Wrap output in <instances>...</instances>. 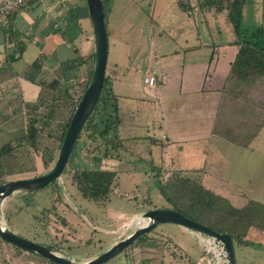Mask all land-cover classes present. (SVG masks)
I'll use <instances>...</instances> for the list:
<instances>
[{
    "label": "crops",
    "instance_id": "0c3cea01",
    "mask_svg": "<svg viewBox=\"0 0 264 264\" xmlns=\"http://www.w3.org/2000/svg\"><path fill=\"white\" fill-rule=\"evenodd\" d=\"M111 1L106 15L107 37L109 35L111 37L118 18L120 22L135 17V13L132 15L130 12H133L134 9L131 6V1L118 0V3L114 0ZM159 1H161L159 4L161 6L162 0H155L154 6ZM168 1L178 5L187 22H185L186 25H182L176 21L163 20L159 29L161 31L163 28H168V36L176 42L180 43L181 41V45L174 48L169 46L165 50L163 49L165 46L159 44L155 48L154 45L149 54L150 66L143 72L141 84L130 81L131 71L127 63H132L131 56H127L125 61L127 63L114 59L111 60L108 68L106 63L105 74L111 83L113 93L118 97L117 105L120 118L118 128L121 136L117 148L125 147L132 141V139L124 138L122 132L126 127L122 116V111H124L122 106L146 105L149 104L145 103L148 100L149 102L155 100L159 105L164 106L161 126L165 127L164 130L169 131V137L162 134V147H154L158 142L150 144L149 155L153 157L156 152L164 153V158H160V166L167 162L172 169L177 168L182 162L179 155L195 156L198 158L199 166L188 171H197V174L200 175L196 179L216 194L227 198L235 206L233 202L241 194H237L234 188L240 189V187L236 183H230L231 186H227V182H224L223 176L228 160L222 148L223 143L219 141L223 139L212 134V130L220 101V92L239 50L235 44L237 37L226 10H215L207 0ZM118 4H121V7ZM73 10H77V14ZM82 10L85 15V17H81L84 27L85 22L91 26L86 0H31L16 13L0 19V149L4 145H19L15 153L0 159V184L40 176L38 173L39 164L42 166V151L45 149H48L49 155L56 160L59 151L58 143H51L41 138L38 140L36 148H30L24 140L21 141L30 124L34 120L38 121V117L34 115L39 113L38 111L27 112L24 106L34 105L37 102L44 106H53L50 99L54 92L46 86L53 82L58 83L59 89L65 91L66 88L73 87L75 82L79 83L83 80V76H80V79L73 81L79 71H69L63 68L64 63L84 56L83 50L86 49V44L79 36L81 29L79 12ZM128 13H130V17ZM119 14L120 16L117 17ZM222 26L225 29L230 27L227 33L228 38L224 40L221 39ZM4 30L13 33L8 42ZM116 43H118L117 40L111 38V44L115 46ZM11 53H14V58L17 60L9 63L8 55ZM26 57L29 61L24 63ZM33 64L38 65V69L35 71ZM148 75H153L156 78V86L154 90L146 93L143 81ZM72 83L73 86H70L69 84ZM70 91L68 90V92ZM44 99L47 100V103H44ZM68 103L70 102L64 100L61 105L58 104L59 107L66 108L62 109L61 119L53 123L57 125L56 127L65 124L69 116ZM39 110H41L39 118H42L45 108ZM132 116L138 117L139 114L132 112ZM163 137H165L164 140ZM148 138L151 137L134 138L136 141L134 140L133 143L135 146L141 143L146 144L145 142L149 141ZM83 152V156L87 157V153ZM84 161L86 165L83 166L86 168L90 162L87 159ZM223 168V174H218ZM110 171L115 172L114 170ZM20 176H22L21 179H14ZM119 187L120 185L116 181L112 192H117ZM19 194L16 193L10 197ZM9 199V197L6 198L0 204V213L7 227H9V222L5 220L2 208L6 207ZM246 203L241 206L236 205V207H242ZM16 209L18 215L19 212L22 213V206L16 205ZM141 213H134L127 225L122 222L117 229L108 230L107 235L113 237L110 241L104 242L103 248L100 247L98 252L69 255L64 250L59 249V251L76 262L88 261L109 249L139 226L137 220ZM109 215L121 221H126L129 218V214L124 213L110 212ZM114 223L116 222L114 221ZM67 226H70L69 223ZM150 234L148 233L143 241L135 242L128 255L123 253L124 257L120 254L119 257L117 256L119 259H113L116 262L114 264H177V258L184 264H189L187 261H183L189 257L187 253L178 256L176 248L170 247L168 241L157 238L155 235L151 237ZM249 234L250 231L244 239L248 242H250ZM250 244L252 243L250 242ZM177 248L182 251L181 248ZM203 256H199L198 264L207 263L205 260L202 261ZM109 262L105 264H109ZM43 263L44 260L41 257L24 252L0 239V264Z\"/></svg>",
    "mask_w": 264,
    "mask_h": 264
},
{
    "label": "rangeland",
    "instance_id": "374dc122",
    "mask_svg": "<svg viewBox=\"0 0 264 264\" xmlns=\"http://www.w3.org/2000/svg\"><path fill=\"white\" fill-rule=\"evenodd\" d=\"M114 1L119 2L118 0ZM124 1L126 0H122V2ZM129 1L134 7L133 12H130L132 15L135 13V17L120 22L118 18L111 37L110 35L107 37V68L111 60L116 59L124 63L127 56H131L132 63L125 62L131 71L130 81L141 84L143 72L150 66L149 54L154 45L155 48L159 44L165 46L164 50L169 46L174 48L181 45V41L180 43L176 42L168 36V28H163L160 31L161 22L163 20L176 21V23L186 25L187 19L183 18V12L179 10L178 5L168 0H162L161 6L159 5L161 1L154 6L155 0ZM210 1L213 2L211 6L215 10H221L220 7H222L228 15L226 0ZM242 9V30H251L254 27H261L264 30V0H247ZM73 11L77 12V10ZM82 16L85 17L83 10L79 12V24L81 26L79 36L86 44V49L83 50V58L89 59L94 54L92 28L86 22L84 27ZM119 16L120 14L117 17ZM128 16L130 17V13ZM229 30L230 27L225 29L222 26V40L228 38ZM111 38L117 40L118 43L115 46L111 44ZM28 61V57H26L24 63ZM76 71H79L77 72L78 76H75L73 81L80 79V76L85 73L83 68ZM74 84L76 85L77 82ZM69 85L73 86V83ZM145 103L149 104L122 106L124 110L122 116L126 125L122 132L124 138L132 139L130 144L125 147L119 146L120 148L116 150H109L106 145L105 149L108 151L105 156L107 158H105L100 155L105 149H102L99 154L87 153L93 148L91 147L87 151L86 145L88 143H84L83 136L76 143L63 174L55 183L31 194L20 193L15 197H9L6 207L2 208L4 218L9 222V228L15 234L29 241L43 246H56L54 248L64 250L69 255L87 254L98 252L100 247L103 248L104 242L110 241L113 237L107 235L108 230L117 229L122 222L127 225L134 213L142 212V215L154 209H167L168 205L160 196L156 186L153 168L161 167L160 173L163 181L168 178L169 171L174 170L180 177L196 178L200 174H197V171L188 170L198 168V158L190 155L188 157L179 155L182 162L177 168L172 169L167 162H162L163 165L160 166V158H164V153L156 152L153 157L149 155L148 148L151 146L149 141L145 142L146 144L141 143L135 146L133 142L136 139L134 138L149 136L157 140L158 144L154 147L159 148L163 143L161 141L162 134L169 137V131L164 130L165 127L161 126L164 106L159 105L155 100H151V102L148 100ZM251 110L254 115L249 119L250 125L243 127L242 123L245 122L247 112ZM131 111L139 114V118L132 116ZM259 123L263 125L253 138L250 149H241L225 140H219L223 143L222 148L228 160L227 169L223 176L224 182H227V186H231L230 183H236L240 187V189L234 188L237 194H241L233 202L235 207L236 205L241 206L250 199L264 203V78L259 80L254 88L238 87L234 90L231 89L224 99L222 97L219 101L216 127H219L221 134L224 130L231 131L230 136L236 138L238 135L239 141L246 140L252 135ZM139 125L141 127H138ZM235 127L238 129L242 127L244 131L241 130L240 133H236ZM112 134L113 137H109L107 140L110 147H112L109 142L110 138H114L113 141L116 145L119 143L118 140L121 136L119 128H115ZM244 136L245 138H243ZM98 142L102 144L100 140ZM98 142L93 143V145H97ZM83 151L87 153V157L86 155L83 156ZM86 159L90 162L86 168L91 169V171H98L101 168V170H114L116 173L115 179L120 187L117 192H112L111 196L109 195L110 197L108 196L109 198L102 202L83 198L72 182L73 173L87 170L84 167L86 165L84 160ZM52 166L46 165V162L42 161V166L39 164L38 173L43 175ZM223 170L224 168L218 174H221ZM21 178L22 176L14 179ZM16 205L22 206V213L19 212V215L15 211ZM110 212L129 214V218L126 221H121L111 217ZM0 218L4 222L1 213ZM64 221L66 222L63 223ZM68 223L69 227L67 226ZM150 233L151 237L155 235L157 238L168 241L170 247L176 248L178 256L187 253L189 257L183 261H187L189 264H198L199 256L204 255V247L199 240L202 237L179 226L161 224ZM143 236L146 237L147 234ZM248 240L252 243L249 246L234 243L236 264H264V234L250 231ZM132 247L130 246L123 253L128 255L133 249ZM177 247L181 248L183 252L179 251ZM123 253L122 257H124ZM178 259H176L177 264H184ZM114 263L116 262L113 259L109 262V264Z\"/></svg>",
    "mask_w": 264,
    "mask_h": 264
},
{
    "label": "trees",
    "instance_id": "16d2710c",
    "mask_svg": "<svg viewBox=\"0 0 264 264\" xmlns=\"http://www.w3.org/2000/svg\"><path fill=\"white\" fill-rule=\"evenodd\" d=\"M207 2L211 5L213 4L210 0ZM226 2L228 19L232 24L234 33L237 37L235 44L238 46L239 50L230 67L226 82L220 92V101L222 97L224 99L225 95H227L231 89L234 90L238 87L251 89L256 86L259 80L264 78V30L261 27H254L251 30L241 29L242 8L247 0H226ZM102 3L106 23V15L109 11L111 0H102ZM220 9L223 10L222 7H220ZM17 11L9 13L4 18H7ZM4 32L6 33L5 38L8 42L10 37L13 36V33L9 30H4ZM75 52L77 51L75 50ZM8 58L9 63L17 60L14 58V53L8 55ZM93 61L94 54H92L89 59L78 57L63 64V68L66 70L70 71L83 68L85 73L81 82L73 87L66 88L65 91L59 89L58 83L53 82L46 86V88H50L54 92L50 99V103H52L53 106H44L40 102H37L34 105L24 106V108L27 109V112L29 111L31 113L33 111H38L39 113L34 115L38 117V121L34 120L30 124L21 138V141L24 140L30 148H36L38 140L44 138L45 141L58 143L60 149L70 120L91 77ZM37 67V64H33L34 71L38 69ZM68 90L71 91L68 92ZM117 98L118 97L113 93L111 83L105 74L98 102L77 139L78 142L84 136L83 139L88 142V145L86 146L87 151L91 147L93 148V150L88 151L87 153L99 154L102 149L106 148V145L109 150H114L113 147L109 146L107 140L109 137H113L112 133L120 124ZM64 100L70 102L67 105L69 116L63 126L56 127L57 125L53 123L61 119L60 114L62 109L66 108L59 107L58 104L61 105ZM45 102L47 103V100L44 99V103ZM41 108H45V114L42 118H39L41 116V110L39 109ZM217 112L218 107L216 116ZM253 115L254 112L252 110L247 112L245 122L242 123L243 127H249V119L253 117ZM216 116L214 119L212 134L234 146L245 149L251 147L253 138L257 135L263 125L259 123L252 135L246 139L247 141H239L238 135H236V138L230 136L232 134L231 131L224 130L222 134L220 133V130L218 129L219 127H216ZM235 129L237 130L236 133H240L241 130L244 131V128L242 127L240 129L235 127ZM243 138H245V136ZM98 140H100L102 144L99 143ZM148 140L150 144L157 143L156 139L152 137L148 138ZM95 142H98V144L94 146L93 143L95 144ZM18 146H2L0 149V159H4L15 153ZM48 151V149L42 151V158L43 161L46 162V165L48 164L52 166L55 160L49 155ZM107 151L108 149H105L100 155L105 157ZM153 170L154 178L156 179V186L160 196L168 205L167 209L174 210L194 222L203 224L214 232L229 235L233 246L234 243L239 245H250V242L244 240L249 231L264 234V203L255 200H248L244 206L235 207L227 198L216 194L211 189L205 187L196 178L180 177L177 172L175 173L176 170H174L171 172L169 171L168 178L166 181H163L160 168H153ZM115 177L116 173L108 170H81L73 173L72 182L76 185L78 192L83 198L95 202H102L108 198L112 193L114 186H116ZM55 182L56 181L53 183ZM144 238L145 236H140L136 243L143 241ZM48 247L54 248L55 246Z\"/></svg>",
    "mask_w": 264,
    "mask_h": 264
},
{
    "label": "water",
    "instance_id": "95a60500",
    "mask_svg": "<svg viewBox=\"0 0 264 264\" xmlns=\"http://www.w3.org/2000/svg\"><path fill=\"white\" fill-rule=\"evenodd\" d=\"M86 6L94 44L93 70L88 85L70 120L56 160L52 168L43 175L32 179L8 181L0 184V204L16 193L31 194L37 192L61 177L75 148L77 139L98 102L104 83L108 55L105 13L102 0H86ZM109 142L114 149H117V145L112 138L109 139ZM140 218V225L131 233L106 251L85 262H76L57 249L37 244L15 234L1 219L0 239L24 252L37 255L55 264H105L122 254L140 236L150 233L161 224H172L213 239L214 243L221 248L224 264H236L233 243L227 234L214 232L207 226L194 222L171 209L150 210L143 213Z\"/></svg>",
    "mask_w": 264,
    "mask_h": 264
},
{
    "label": "built area",
    "instance_id": "2783aa9c",
    "mask_svg": "<svg viewBox=\"0 0 264 264\" xmlns=\"http://www.w3.org/2000/svg\"><path fill=\"white\" fill-rule=\"evenodd\" d=\"M31 0H1L0 2V19L4 18L9 13L15 12L20 8H24ZM144 89L146 93L154 90L156 86V78L153 75H148L143 81ZM165 139V137H163ZM1 219V218H0ZM200 242L204 247V256L202 261H206L207 264H224L223 253L213 239L207 238L203 235ZM201 263V261H200ZM43 264H55L53 262L45 260Z\"/></svg>",
    "mask_w": 264,
    "mask_h": 264
},
{
    "label": "bare ground",
    "instance_id": "6f19581e",
    "mask_svg": "<svg viewBox=\"0 0 264 264\" xmlns=\"http://www.w3.org/2000/svg\"><path fill=\"white\" fill-rule=\"evenodd\" d=\"M137 222H141V218H138Z\"/></svg>",
    "mask_w": 264,
    "mask_h": 264
}]
</instances>
